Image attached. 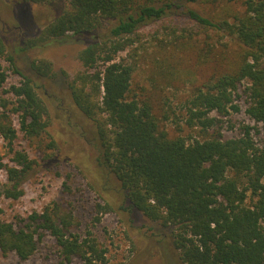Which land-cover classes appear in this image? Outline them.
<instances>
[{
	"label": "trees",
	"instance_id": "16d2710c",
	"mask_svg": "<svg viewBox=\"0 0 264 264\" xmlns=\"http://www.w3.org/2000/svg\"><path fill=\"white\" fill-rule=\"evenodd\" d=\"M65 1L28 44L94 36L110 22L107 34L94 36L79 52L83 68L68 76L65 90L72 114L91 122L104 193L97 208L109 212L119 206L170 228L169 243L181 264H264V140L262 145L255 138L264 131V0H225L226 7L212 15L186 5L208 0ZM179 8L193 27H184L180 36L172 28L170 38L161 39L162 47L170 50L157 56L152 73L164 80V87L176 85V80L191 82V93L180 107L186 125L197 132L189 136L181 133L183 120L177 119L169 97L155 103L162 81L152 77L150 92L143 86L136 90L135 65L118 58L141 40L136 33L141 25ZM192 59L191 70L184 63ZM31 67L39 78L58 75L46 59L34 60ZM9 71L21 79L7 87ZM40 88L36 78L18 68L0 36V139L11 154L6 161L0 147V171L7 176L0 180V198H20L37 164L18 147L21 134L46 151L60 148L50 131V104ZM243 95L245 112L255 125L245 124L239 136L223 137L220 119L212 113L238 112L237 96ZM172 114L176 133L168 128ZM77 128L86 134L84 125ZM75 223L73 209L58 201L18 222L0 219V250L26 260L50 233L64 260L77 257L81 264H106L107 248L91 230L72 231Z\"/></svg>",
	"mask_w": 264,
	"mask_h": 264
},
{
	"label": "rangeland",
	"instance_id": "374dc122",
	"mask_svg": "<svg viewBox=\"0 0 264 264\" xmlns=\"http://www.w3.org/2000/svg\"><path fill=\"white\" fill-rule=\"evenodd\" d=\"M208 1L186 5L206 15L219 13L226 7L225 0ZM66 3L65 0L46 4L0 0V36L4 39L8 52L14 56L18 68L41 84L39 92L50 104V131L60 145V148L46 151L39 143L30 142L22 134L19 136L18 147L25 148L30 157L37 160V164L28 173L24 181V194L20 198H0V219L18 222L34 210L42 211L50 202L58 201L62 206L73 209L76 223L72 231L85 234L87 230H91L107 248L106 264H181L169 243L170 228L144 217L139 212L126 213L119 206L109 212L99 210L96 206L98 202H104V193L95 161L96 149L90 130L91 122L81 115L72 114L67 107L65 90L68 76H74L83 68L79 52L93 41L94 36L99 38L107 34L110 22L106 21L94 36H71L37 46L28 44L31 39L41 34L43 28ZM181 11V8L173 10L162 19L150 20L141 25L136 31L141 40L135 41L127 50L119 53L118 58L124 57L135 65L133 87L136 90L139 91L143 86L150 92L152 77L159 79L152 71L157 56H161L167 49L162 47L165 44L161 39L170 38L172 28L180 36L184 27H193L192 20ZM40 59L52 62L58 74L54 79L39 78L35 74L31 63ZM1 61L7 65L5 60ZM212 65L204 71L205 74L213 68ZM184 66L192 70L193 59L186 61ZM199 77H203L201 73H197V78L201 80ZM20 79L19 74L9 71L7 87ZM159 80L162 81V89L155 92V103H164L169 97L171 107L177 110V119L183 120L180 121L181 133L185 136L196 135L197 132L185 123V110L180 109L191 93V82L178 84L179 80H176V85L164 87V80ZM245 100L244 95L237 96V102L241 105L238 112L231 111L226 116L212 113L220 119L218 125L221 126L223 137L239 136L245 124L255 125V121L245 112ZM166 106L169 107L167 104ZM174 118L172 114L168 128L176 133ZM82 125L85 126L83 134L86 132L83 136L77 128ZM255 138L263 145L264 131L255 133ZM0 147L6 154L5 160L9 161L11 154L6 152L2 139ZM6 177V171L1 170L0 180L5 181ZM105 192L111 194L110 191ZM0 264H81V261L77 257L71 262L64 260L55 237L45 233L39 241L38 249L30 258L21 260L13 252L4 254L0 250Z\"/></svg>",
	"mask_w": 264,
	"mask_h": 264
}]
</instances>
